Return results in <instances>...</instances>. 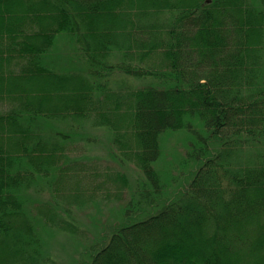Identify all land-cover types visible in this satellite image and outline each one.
<instances>
[{
    "label": "trees",
    "instance_id": "obj_1",
    "mask_svg": "<svg viewBox=\"0 0 264 264\" xmlns=\"http://www.w3.org/2000/svg\"><path fill=\"white\" fill-rule=\"evenodd\" d=\"M4 104L0 264H49L129 176L73 264H264V0H0Z\"/></svg>",
    "mask_w": 264,
    "mask_h": 264
},
{
    "label": "rangeland",
    "instance_id": "obj_2",
    "mask_svg": "<svg viewBox=\"0 0 264 264\" xmlns=\"http://www.w3.org/2000/svg\"><path fill=\"white\" fill-rule=\"evenodd\" d=\"M116 59H114L115 61ZM114 79L120 78L119 75L116 77L113 76ZM1 107H5L4 105H0ZM97 136V141H93V143L89 146H86L83 142V147L85 148L82 152L89 157L90 160H95L100 168H98L99 173L105 172L109 165L112 166V170H121L122 166H120L116 160L110 155V148L107 147V133L103 131H99L95 133ZM178 150L183 152V149L179 146ZM86 151V153H85ZM94 161V162H95ZM177 172V171H174ZM129 188L124 187L121 189L123 196L117 197V189L113 184L108 185L107 191L110 192V196L105 197L104 187H102L97 193L102 191L100 194V198H95L96 202L87 206V208L79 209L77 207L72 208L70 214L80 230L78 237H71L67 233L58 232L52 239L49 240L50 246L48 247L49 257L51 259L49 264H73L74 258L79 259L78 251L81 247V244H86V242L92 240H106L110 235L112 229L116 227L120 223V219L118 218V214L121 211L122 205L125 201L122 198H131V193L135 192L136 184L133 180L132 176H129ZM103 176H99L96 178V183H99L103 180ZM183 187V186H182ZM117 214V215H116ZM121 217V215L119 216ZM100 238V239H99ZM79 240V241H78ZM64 246V249L62 247ZM71 253V254H70Z\"/></svg>",
    "mask_w": 264,
    "mask_h": 264
},
{
    "label": "bare ground",
    "instance_id": "obj_3",
    "mask_svg": "<svg viewBox=\"0 0 264 264\" xmlns=\"http://www.w3.org/2000/svg\"><path fill=\"white\" fill-rule=\"evenodd\" d=\"M188 5V4H187Z\"/></svg>",
    "mask_w": 264,
    "mask_h": 264
}]
</instances>
